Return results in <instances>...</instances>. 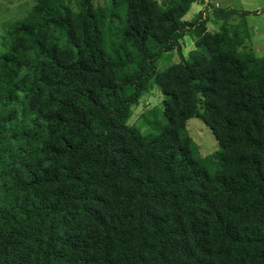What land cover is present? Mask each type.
Wrapping results in <instances>:
<instances>
[{"label": "trees", "instance_id": "obj_1", "mask_svg": "<svg viewBox=\"0 0 264 264\" xmlns=\"http://www.w3.org/2000/svg\"><path fill=\"white\" fill-rule=\"evenodd\" d=\"M72 1L0 24V264H264V60L245 28L183 20L202 0Z\"/></svg>", "mask_w": 264, "mask_h": 264}, {"label": "crops", "instance_id": "obj_2", "mask_svg": "<svg viewBox=\"0 0 264 264\" xmlns=\"http://www.w3.org/2000/svg\"><path fill=\"white\" fill-rule=\"evenodd\" d=\"M32 5L33 0H0V24L22 17ZM194 5L192 18L203 10L209 32L223 25L244 27L245 43L255 56L264 60V0H202L192 3L189 10Z\"/></svg>", "mask_w": 264, "mask_h": 264}, {"label": "rangeland", "instance_id": "obj_3", "mask_svg": "<svg viewBox=\"0 0 264 264\" xmlns=\"http://www.w3.org/2000/svg\"><path fill=\"white\" fill-rule=\"evenodd\" d=\"M73 9L77 6V0L71 2ZM195 5L187 11L182 17L184 20L192 18L193 9ZM199 12V11H198ZM201 18L205 19L203 10L201 11ZM2 33L0 32V35ZM193 47V39L186 32L182 39H180L179 47L175 48L165 60L159 61V69H164L166 66L173 62L180 60L181 56L186 57L188 51ZM3 49L0 47V52ZM162 100L161 92L152 87L148 92L144 93L138 101V104L132 107V114L128 120V124L136 127L141 133L151 131L150 127L143 124L141 117H145L148 110L154 106H159ZM186 128L192 140L198 147V152L201 156H205L215 152L218 149V143L208 126H206L200 118L192 117L186 122Z\"/></svg>", "mask_w": 264, "mask_h": 264}]
</instances>
